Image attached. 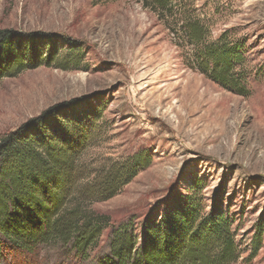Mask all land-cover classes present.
Masks as SVG:
<instances>
[{
  "label": "rangeland",
  "instance_id": "1",
  "mask_svg": "<svg viewBox=\"0 0 264 264\" xmlns=\"http://www.w3.org/2000/svg\"><path fill=\"white\" fill-rule=\"evenodd\" d=\"M185 2L211 38L226 31L244 41L247 95L187 67L168 30L137 0H0V29L83 44L77 66L40 65L0 79V137L70 102L100 109L81 156L90 168L139 151L152 160L113 197L92 204L109 222L86 260L48 245L35 255L8 250L5 264H101L114 228L130 222L140 236L147 219L159 220L193 190L202 213L219 205L230 220L240 254L234 264H264V0ZM58 47L63 55L68 46L62 39Z\"/></svg>",
  "mask_w": 264,
  "mask_h": 264
},
{
  "label": "trees",
  "instance_id": "2",
  "mask_svg": "<svg viewBox=\"0 0 264 264\" xmlns=\"http://www.w3.org/2000/svg\"><path fill=\"white\" fill-rule=\"evenodd\" d=\"M137 1L168 30L187 67L235 94L249 93L244 41L226 31L211 38L209 26L185 0ZM62 39L68 47L59 55ZM82 48L52 33L0 29V79L40 65L77 66ZM99 113L63 102L0 137V264L8 250L35 255L48 245L86 260L109 222L92 204L113 197L150 165V155L143 151L98 169L81 161L98 131ZM174 205L159 220L147 219L140 236L130 222L114 228L101 264L237 262L234 232L219 205L202 213L196 190ZM261 231L253 238L250 259L261 247Z\"/></svg>",
  "mask_w": 264,
  "mask_h": 264
}]
</instances>
